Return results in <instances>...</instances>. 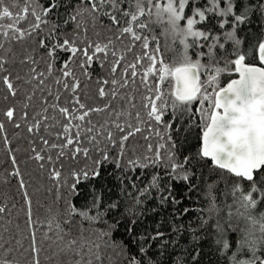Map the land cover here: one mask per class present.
Returning <instances> with one entry per match:
<instances>
[{
    "label": "snow or ice",
    "instance_id": "snow-or-ice-1",
    "mask_svg": "<svg viewBox=\"0 0 264 264\" xmlns=\"http://www.w3.org/2000/svg\"><path fill=\"white\" fill-rule=\"evenodd\" d=\"M0 151V264H264V0H0ZM45 179L63 221L34 219Z\"/></svg>",
    "mask_w": 264,
    "mask_h": 264
},
{
    "label": "trees",
    "instance_id": "trees-1",
    "mask_svg": "<svg viewBox=\"0 0 264 264\" xmlns=\"http://www.w3.org/2000/svg\"><path fill=\"white\" fill-rule=\"evenodd\" d=\"M13 11H16V9H13ZM28 21H25L24 24L21 25V27L26 26ZM105 23H109L107 19L105 18ZM121 24H123V20L121 21ZM95 31L100 32V36L97 37L95 35V32L93 30H89V37L93 40H106L109 36L113 35V33H109L105 31V29L97 27ZM161 29L156 28V34L159 35ZM113 32H115V28L113 29ZM161 43L164 42V37L161 36ZM131 41L125 37L124 44H128ZM121 47L123 45H120ZM151 46V45H150ZM135 52H142V49L140 48L139 42H137V47L134 49ZM129 60L132 59V56L129 55L128 57ZM235 78V76H223L221 78V86H226L227 82ZM95 84L94 83H89V87L86 89V92H88V103L90 104H98V103H103L102 101L99 100L98 97L95 96ZM196 105H193V108H195ZM186 115V114H185ZM103 118V114H100L99 116H94V119H101ZM167 119V117H165ZM197 122H199V118H197ZM163 131V129H161ZM199 129L198 128H193L190 130V132L187 135V141L184 144V147L186 149H191L195 150L199 147ZM14 130L9 126V134L10 136H13ZM144 134H138L137 137L132 141L133 144L138 145V150L139 152L143 153L145 151L146 145L148 143H152L153 147L158 142V138L153 135L150 141L144 140L143 139ZM183 140V137H182ZM13 143L21 148V152L17 153L18 159L23 160L25 157V153L23 152V148L26 146V141L21 140L19 143H17L15 137L13 136ZM9 168V163L6 160V154H4L2 151H0V195H7L9 197V202H11V196H16V199L19 200V196L16 195V181L14 179L11 180L10 183L4 184L2 182L4 176H6V171L5 169ZM21 168L22 170L25 168V165L21 163ZM35 168L34 163L30 162L29 164V170H33ZM206 171V178L213 177L220 173V170H205ZM43 187L40 186V183L34 182L32 186H30L29 191L33 193V216L34 219H38L40 221H44L46 217L49 216V209L52 210V212H55L59 215V218L61 221L64 219V209H65V201L56 200V192L55 189L53 188L51 192H49L47 189L52 188L51 182L47 181L46 179L43 180ZM40 188V191H36V188ZM63 191V190H62ZM75 202V201H74ZM193 208H198L204 203V199L201 193H197L192 196V199L188 201ZM19 208V205L17 206ZM193 216L192 223H196L195 216L197 215L196 213L191 214ZM14 223L16 222L15 215L13 217ZM73 225H65V227H71L72 228V233L75 234L77 231L78 222L77 218H73ZM19 223L21 224V227L24 226V216L23 213L19 214ZM44 231L43 228H41L38 232V236L42 234ZM27 243V242H25ZM204 261L203 264H216L217 256L216 254L211 251L210 247H205L204 248ZM42 264H49V261L47 260V253L42 254ZM104 264H115V260H108L105 259Z\"/></svg>",
    "mask_w": 264,
    "mask_h": 264
},
{
    "label": "flooded vegetation",
    "instance_id": "flooded-vegetation-1",
    "mask_svg": "<svg viewBox=\"0 0 264 264\" xmlns=\"http://www.w3.org/2000/svg\"><path fill=\"white\" fill-rule=\"evenodd\" d=\"M235 78H238L237 76H235Z\"/></svg>",
    "mask_w": 264,
    "mask_h": 264
}]
</instances>
